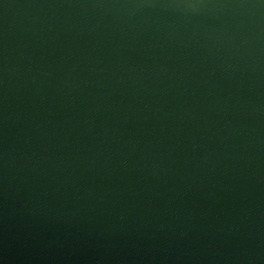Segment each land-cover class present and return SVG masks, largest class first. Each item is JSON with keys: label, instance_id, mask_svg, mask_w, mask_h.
<instances>
[{"label": "water", "instance_id": "obj_1", "mask_svg": "<svg viewBox=\"0 0 264 264\" xmlns=\"http://www.w3.org/2000/svg\"><path fill=\"white\" fill-rule=\"evenodd\" d=\"M0 264H264V0H0Z\"/></svg>", "mask_w": 264, "mask_h": 264}]
</instances>
